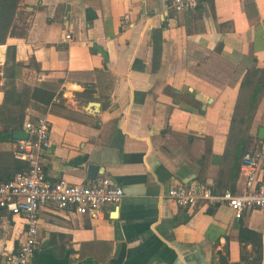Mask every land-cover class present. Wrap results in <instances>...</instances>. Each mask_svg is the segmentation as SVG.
<instances>
[{
	"label": "crops",
	"instance_id": "obj_1",
	"mask_svg": "<svg viewBox=\"0 0 264 264\" xmlns=\"http://www.w3.org/2000/svg\"><path fill=\"white\" fill-rule=\"evenodd\" d=\"M168 1L19 0L0 45V184L23 166L12 133L44 117L49 180L106 176L123 195L92 221L42 210L28 264H264V209L234 220L225 205L165 198L176 185L242 191L231 118L246 71L264 68V0H196L181 12ZM38 92L53 95L48 105ZM261 121L264 91L249 136ZM258 147L264 185V138ZM239 226L260 236L258 253L239 245ZM22 228L0 210V264Z\"/></svg>",
	"mask_w": 264,
	"mask_h": 264
},
{
	"label": "built area",
	"instance_id": "obj_2",
	"mask_svg": "<svg viewBox=\"0 0 264 264\" xmlns=\"http://www.w3.org/2000/svg\"><path fill=\"white\" fill-rule=\"evenodd\" d=\"M196 0H169L173 12L192 10ZM64 38L69 40V36ZM50 124L44 117L27 120L22 124L26 140L15 141L12 157L23 164L9 181L0 184V210L19 217L23 228L16 249L3 255L2 264H28L36 249L39 213H67L101 219L107 210L115 209L122 199V191L106 176L70 184L63 179L49 180L43 170L45 151L49 148ZM263 153L261 148L246 151L240 159L239 176L243 189L240 193H214L211 187L176 185L169 188L165 198L179 208L225 205L234 220H240L252 210L264 209V185L257 178Z\"/></svg>",
	"mask_w": 264,
	"mask_h": 264
},
{
	"label": "trees",
	"instance_id": "obj_3",
	"mask_svg": "<svg viewBox=\"0 0 264 264\" xmlns=\"http://www.w3.org/2000/svg\"><path fill=\"white\" fill-rule=\"evenodd\" d=\"M18 2L19 0H0V45L3 44L6 36L8 35ZM151 39L152 55L153 58H156L159 56L160 52V30H153L151 32ZM263 91L264 68L260 71L256 69L246 71L240 84L239 94L235 104L233 117L231 118L230 134L231 141L233 139L234 142L236 159H241V156L247 151V148L252 141L258 142V144L260 142L255 138V136H249L248 130L254 109ZM38 93L40 94L33 95L34 99L44 105H48L53 95L44 92ZM19 123H21V120ZM16 129H18L17 126L12 127V130ZM213 192L222 193L224 191L216 192L215 190H213ZM237 240L239 245L250 244L255 248V252H259L260 236L257 233L239 226L237 228ZM255 261L258 262L259 257L256 258Z\"/></svg>",
	"mask_w": 264,
	"mask_h": 264
},
{
	"label": "water",
	"instance_id": "obj_4",
	"mask_svg": "<svg viewBox=\"0 0 264 264\" xmlns=\"http://www.w3.org/2000/svg\"><path fill=\"white\" fill-rule=\"evenodd\" d=\"M12 137L16 141L26 140L27 139V134L24 133L23 131H14L12 133ZM263 138H264V127H260L257 130L256 139L261 141V140H263ZM93 170H94L93 167H89L87 169V172H88L89 176H91V171H93Z\"/></svg>",
	"mask_w": 264,
	"mask_h": 264
},
{
	"label": "rangeland",
	"instance_id": "obj_5",
	"mask_svg": "<svg viewBox=\"0 0 264 264\" xmlns=\"http://www.w3.org/2000/svg\"><path fill=\"white\" fill-rule=\"evenodd\" d=\"M263 124H264V121L262 122H260V125H259V127H262L263 126ZM259 146V144H258V142H251L250 143V145L248 146V148H247V151H249V150H251V149H254V148H256V147H258Z\"/></svg>",
	"mask_w": 264,
	"mask_h": 264
}]
</instances>
